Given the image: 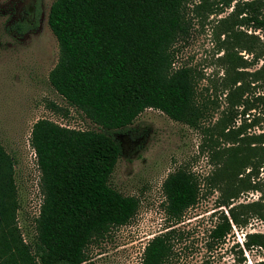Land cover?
<instances>
[{"label":"trees","instance_id":"obj_1","mask_svg":"<svg viewBox=\"0 0 264 264\" xmlns=\"http://www.w3.org/2000/svg\"><path fill=\"white\" fill-rule=\"evenodd\" d=\"M187 2L52 1L47 22L57 40L58 57L48 81L68 105L100 130L69 128L45 118L32 124L29 142L35 152L42 195L32 244L23 241L17 226L14 160L0 143V264H82L92 238L102 236L111 226L127 223L138 208L135 196L123 195L109 184L121 155L120 143L112 132L125 129L148 108L189 127L199 126L207 107L196 99L194 72L187 66H174V45L187 33ZM38 12L37 1L34 21L16 22L15 31L24 33L36 27ZM230 15L236 17L238 27L260 29L264 27V0L237 2ZM238 32L230 25L224 30L228 37H236ZM229 44L224 60L231 74L225 84L228 108L223 120L249 115L254 108L246 95L250 86L261 88L255 98H261L264 105V53L238 42L235 46L251 54L245 59ZM259 59V67L245 69ZM245 120L237 126L223 123L221 128L235 143L230 160H224V167L218 170L223 174L230 161L235 163L234 189H230L233 196L229 199L238 195L240 187L256 190L260 168L264 174V131L246 134ZM161 189L164 213L170 222H177L196 203L199 191L197 178L184 168L169 173ZM222 204L229 203L223 200ZM227 213L221 212L211 229L213 240L222 241L232 226L243 227L250 219L264 221V202L239 203ZM173 233L168 226L150 238L138 264H168ZM241 245L248 251L264 249V232L245 233ZM252 264H264V259Z\"/></svg>","mask_w":264,"mask_h":264},{"label":"rangeland","instance_id":"obj_2","mask_svg":"<svg viewBox=\"0 0 264 264\" xmlns=\"http://www.w3.org/2000/svg\"><path fill=\"white\" fill-rule=\"evenodd\" d=\"M37 1L36 27L16 32V22L34 21ZM52 1L0 0V143L14 160L19 202L16 222L28 244L36 238L35 218L42 199L40 174L29 142L32 124L45 118L69 128L100 130L68 105L48 81V73L58 57L57 40L47 22ZM224 1L228 4L223 5L222 0H188L187 33L174 45V66L193 70L196 99L207 107L205 117L197 128H192L148 108L128 127L112 132L120 143L121 155L109 184L123 195L135 196L138 208L127 223L111 226L102 236L93 237L82 264H138L147 241L168 226L174 230L168 264H252L264 259V249L248 251L241 245L245 233L264 232L263 220L253 218L243 227L232 226L222 241L210 237L221 212L228 216V208L233 205L264 202L262 168L259 181L255 179L256 190L240 187L238 195L230 199L234 161L225 166V173L218 172L230 160L228 156L235 144L231 135L221 133L223 123L237 126L246 119V134L264 131L263 100L255 98L261 91L259 87L247 89L246 95L254 104L249 115L222 118L228 108L225 84L231 74L229 71L228 75L229 64L224 60L225 47L230 41L232 51L245 59H250L251 54L235 46L238 42L264 53V27H238L236 17L230 15L235 4L244 0ZM226 25L241 32L228 37L224 33ZM250 33L253 37L247 35ZM261 62L259 59L245 69L254 70ZM179 168L195 175L199 191L196 203L177 222H170L163 209L161 185L169 173ZM223 200L229 204H222Z\"/></svg>","mask_w":264,"mask_h":264},{"label":"built area","instance_id":"obj_3","mask_svg":"<svg viewBox=\"0 0 264 264\" xmlns=\"http://www.w3.org/2000/svg\"><path fill=\"white\" fill-rule=\"evenodd\" d=\"M32 154H33V157L35 158V152L34 150L32 149ZM39 211V210H38Z\"/></svg>","mask_w":264,"mask_h":264},{"label":"flooded vegetation","instance_id":"obj_4","mask_svg":"<svg viewBox=\"0 0 264 264\" xmlns=\"http://www.w3.org/2000/svg\"><path fill=\"white\" fill-rule=\"evenodd\" d=\"M34 17H35V16H34V10H33V18H34ZM33 18H32V19H33ZM22 21H23V20H22ZM22 21H20V22H22ZM26 22L29 23V21H27V20H26Z\"/></svg>","mask_w":264,"mask_h":264}]
</instances>
